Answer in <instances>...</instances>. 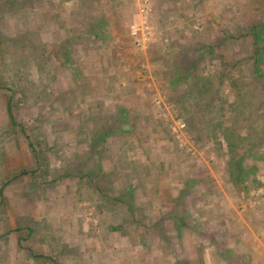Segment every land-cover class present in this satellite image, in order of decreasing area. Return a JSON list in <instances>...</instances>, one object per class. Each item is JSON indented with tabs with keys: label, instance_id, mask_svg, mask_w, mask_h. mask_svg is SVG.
<instances>
[{
	"label": "rangeland",
	"instance_id": "rangeland-1",
	"mask_svg": "<svg viewBox=\"0 0 264 264\" xmlns=\"http://www.w3.org/2000/svg\"><path fill=\"white\" fill-rule=\"evenodd\" d=\"M8 1L0 0V81L6 80L3 86L8 87L12 86L11 81L16 79L17 82H21H18L21 86L18 83L15 86L21 87L30 98L23 100L20 91L12 94L10 113L18 127L17 132L12 131L6 107V99L7 106L9 100L6 97L11 94V91L10 88L9 90L0 88V229H2L0 264H92L93 261L99 263L96 254L90 250L85 252L83 260L81 256H78L71 262L69 259H63L66 254L60 255L59 246L56 244L52 243L58 250L56 254L52 252L55 260L44 255L43 249L47 243L49 245L50 234L53 238L59 239L61 231H57L58 236L55 233H49L52 231L51 225L57 229L62 227V235L66 239L67 234L64 232L67 231L65 233L71 235L77 227L76 224H81L80 220L74 218L70 223L68 216H65L69 212H76L86 227H89L90 223L103 227L104 222L99 221L98 214L101 212L99 208L104 205L101 203L109 201L114 202L111 204V206L114 205L112 223L115 222L116 227L121 230L127 228L131 232L128 234L130 239L129 245L126 244L124 260L119 259L117 255L113 258L112 264H139V241H142L139 237V229L145 226L146 233L149 234L155 222L156 227L161 230L168 228L169 221L166 218L153 219L155 216L151 214L161 212L160 217L168 216V213L173 210L169 202H174L175 209L178 208V211L183 212L186 206L184 199L189 201L191 198L188 197H200L210 192L217 194V191L207 185L212 177L224 181L227 186L218 192L228 196L225 197L228 198L223 208L225 212L230 213V209H235L242 214L249 209L256 211L264 207L261 205L264 203V187H258L252 179H248L246 183L247 187L251 188L234 187L236 185L232 186L228 182V180L234 182L233 176L235 177L236 174L228 168L232 154L224 139L225 129L209 132L202 124L204 121L199 115L185 114L174 96L175 87L170 81L174 73H179L178 69L171 65L173 63L170 59L163 62L155 60L160 50L162 57H167L170 51H174L171 52L172 56L185 65L192 60L189 57L190 54L183 55L182 46L185 45V41L180 37H190L192 29L198 30L200 25L196 22L195 27L190 28L191 22L185 14V8H183L184 15H181L182 10H179V7L182 6H171L170 12H175L174 14L181 18L182 25H176L175 29L170 28V31L160 28L153 21L156 1L130 0L135 16H129L126 21L124 32L127 41L120 47H113L115 59L114 63H111V66L115 64L117 71V76L111 81L113 80L115 85H119L124 90V95L115 97L110 95L112 97L110 98L105 95L98 83L93 84L90 79L85 81L87 89H85L84 112L80 108H70L66 113L63 108H60L62 99L59 92L60 71H53L54 78L48 74L51 71L48 63L60 62V49L56 44L59 42L60 33L52 31L60 25L52 24V20H58L54 18L56 12L53 10L46 16L43 7L47 5L50 8L52 4L50 2L56 0H11L19 5L24 3L17 10L8 6ZM77 1L81 2V0ZM191 2L196 3V6L202 3L206 7L208 13H204V17L208 18V34H212L213 37L214 35L243 36L239 38V41L227 38L221 45L227 51L233 47L239 58L233 60L227 52V58L224 60L202 61V79L212 77L215 85L219 86V89L214 91L210 102L226 111L222 118L214 117L213 119L223 121L222 127L234 125L235 134L243 135V138L247 137L250 129V133H254L255 130L264 131V75L258 76L252 73L236 75L234 71L239 67L251 68L253 59L250 55L254 46L249 43L250 36L252 27L264 23V0H192ZM141 7L147 9V22L151 34L149 40H145L147 42L144 43L139 41L142 37L139 32ZM196 10H191L194 17H196L195 13L200 14L199 11L195 12ZM198 19H192V22ZM210 22L213 24L210 25ZM71 33L74 34L75 29ZM75 42L78 45V57L79 55L86 57L90 54L89 49L100 47L98 43H93L89 39L83 41L78 39ZM152 45L156 47L155 52L151 58L140 61L144 64L139 65V58L143 57ZM258 45L264 53V42ZM35 46H42V50L36 49ZM108 46L111 45L108 44ZM187 47L189 49L186 51L191 52V44ZM157 48H159L158 51ZM64 50L62 47V58L65 56ZM36 54L44 56L46 69L39 70ZM93 54L95 52L91 55ZM106 54L107 52L101 48L96 56L102 57ZM50 58L55 60L50 61ZM234 61L235 64H233ZM79 62L78 59L76 64ZM159 63L163 64L160 68ZM59 66L60 63L56 68L58 69ZM162 67L163 71L160 70ZM197 67L199 69V65ZM259 67L263 72V60ZM98 77L101 76H94L96 79ZM60 78L64 81L62 77ZM178 85L183 87L184 82ZM139 86L148 95L150 92L148 99L157 110L154 117L160 119L162 124L160 129L157 124L151 123V119L148 120L150 131L145 133L151 136V133L155 132L158 137L154 140L139 141V135L143 134L139 128ZM238 87H241V91L245 89L248 95L250 108L246 109L245 113V115L248 113V117H240L241 115L236 117L232 104L237 102ZM128 88L131 91H128ZM68 96L69 99L75 100L79 97V92L76 94L71 92ZM100 100L104 102L101 108H90V105ZM108 103L110 107H107ZM90 110H95L94 113L98 112L103 116L101 121L93 124L91 132L97 128L100 133L104 132L103 130L106 131L108 129L106 118L110 116V123H108L110 131L102 142L95 144V148H86L90 142H96L90 139L82 140L85 138L80 136V131L84 128L81 125V117L85 113L89 115ZM114 113L116 116L113 120L111 116ZM194 118L199 122L202 120L201 124H196L200 127L199 133L188 121ZM51 121L54 123H50ZM56 121H62V123L57 124ZM237 121L238 123H235ZM92 123L93 120L90 119L85 127L91 128ZM181 124L184 126L181 127ZM153 127L158 128L157 131L153 132ZM53 134L59 135V138H53L55 137ZM157 141L159 143L155 144ZM160 144L166 145L165 150H169L170 157L165 155V150L160 149ZM246 144L245 141L237 143L238 154L231 162L236 163L239 160L242 148L246 147ZM158 146L160 147L157 149ZM258 148L259 151H264V142H260ZM142 149L145 153L148 152L149 157L156 162L163 161L165 164L171 163L177 167L174 168L175 170L166 169L164 172L151 171V168L144 169L140 165L145 164L143 161H147V158L139 155ZM174 150H178L179 153H171ZM40 154L41 156H38ZM245 157L243 156L242 159ZM97 163L104 165V171L95 169L94 165ZM80 165L84 171L75 170ZM189 168L191 171L188 170ZM255 175L263 182L264 171ZM189 178L193 182L186 187L184 181ZM196 182L206 184V194H203ZM238 196L242 198L240 201ZM229 197L230 199L234 197L235 202ZM256 227L259 230L258 237L264 245V216L263 221H258ZM70 235L68 240L71 239ZM76 237L74 233L73 238ZM117 238L119 241L116 244H123L122 240L125 237L117 236ZM144 238H146V242L142 241L146 245L144 248L148 249L151 247L152 237L145 235ZM160 238L163 239L164 248L159 254L161 258H166L169 236L165 233ZM87 243L89 245L91 241L87 240ZM120 248L117 246L115 249ZM102 250L100 248L99 251ZM149 262L153 264L156 261ZM156 264L160 263L157 261Z\"/></svg>",
	"mask_w": 264,
	"mask_h": 264
},
{
	"label": "crops",
	"instance_id": "crops-1",
	"mask_svg": "<svg viewBox=\"0 0 264 264\" xmlns=\"http://www.w3.org/2000/svg\"><path fill=\"white\" fill-rule=\"evenodd\" d=\"M155 3V13L153 15V21L163 29H169L174 28L176 25H182L181 18L176 16L175 12H170L171 6H182L179 7V10L181 9V15L184 11H186V16H188L189 21L191 22L190 28L193 26L195 27V23L198 22L200 25V28L198 30L192 29V32L190 37H180L181 40H184V46H182V51L184 56L191 57L192 60L188 64L185 65L178 62V59L173 57V53L170 51L169 55L167 57L163 56L162 54L159 56V58H156L155 60L163 62V60H171L173 64H171L174 68L180 67L182 71V75L187 77L190 74H196L202 77V61L213 59V60H224L226 59L227 52L230 53L231 59H237L239 56L234 52L233 47L231 50L227 51L221 47V45L224 43L225 39L231 38V39H237L239 41V38H243V36L233 37L231 35H227L225 37H218L212 34H208L207 28L209 27L207 25L208 18L204 17V13H208L206 7L203 6L202 3H200L198 6H196V3L191 2L192 0H154ZM48 3V2H46ZM52 3L49 6L44 5L43 11L46 16L50 14L53 10L56 12V15L54 18H57L58 20L53 21L52 24L56 26L57 24L60 25L59 27L53 28L52 31H56L60 33L59 35V42L56 43L60 49V55L59 60L60 62H52L48 63L51 67L49 75H51L54 78V70L60 71V77L63 78L64 81H61V78L59 77V92H60V100L61 106L60 108H63V110L67 113L70 108H80L81 111L84 112V102H85V89L86 82L88 80H92L93 84L98 83L101 86L102 91L105 92V95L110 97H115L116 95L121 96L124 95V90L119 86L115 85V82L111 79L115 78L117 76V71L115 64L111 66V63H114L115 57L113 56V47H120L124 42L127 41V38L125 37L126 34L124 32V26L126 24V21L128 20L129 16H133L134 12L132 11V2L130 0H81L80 3H78L77 0H56L50 2ZM193 4V5H192ZM218 6V5H217ZM183 8L185 10L183 11ZM197 9L195 12L199 11V13H195L196 17H194V13H191V10ZM203 14V15H202ZM184 15V14H183ZM135 16V15H134ZM51 17V16H50ZM196 21L192 22V19H197ZM206 18V19H205ZM187 19V20H188ZM183 22V21H182ZM213 22H210V25H212ZM189 27V26H188ZM75 29V33L72 34L71 31ZM171 31V30H170ZM169 31V34L171 33ZM62 32V33H61ZM63 34V35H62ZM62 35V37H61ZM247 36V35H244ZM176 36L174 35V38ZM254 35L250 36V42L254 46L253 41ZM80 39V41H83L84 39H89L93 43H98L100 47L97 46L95 49H89L88 52H90L89 55L86 57H79L78 55V45L76 44ZM87 41V40H86ZM175 42V41H174ZM108 44L111 46L109 47ZM188 44H191V52H187L186 50L189 49ZM233 44V43H232ZM64 50V57L62 58L61 49ZM251 47V46H250ZM102 49L107 52L106 55L96 56L97 52ZM155 46H150L147 52L144 54L143 57L139 58V65L144 64L140 61L144 60L146 61L149 57L151 58V55L155 52ZM159 48H157L158 51ZM83 50V48H82ZM110 50V51H109ZM255 47H252L251 49V55L250 57L253 59V62L251 63V68H237L234 69L235 74H254V75H264V69L263 72L261 67H259V64L261 61H264V53L261 52L259 56L258 62L256 61L255 54H254ZM80 51V49H79ZM91 55L92 53H94ZM161 52V50H160ZM264 52V51H263ZM75 54V56L73 55ZM171 54V55H170ZM52 56V55H51ZM238 56V57H237ZM53 57V56H52ZM165 57V58H164ZM80 60L79 64L76 62ZM54 61L52 58H50V61ZM178 62V63H177ZM60 63L59 68L57 69V64ZM75 63V64H74ZM236 62L234 61L233 64ZM74 64V66H73ZM199 65V69L198 66ZM159 68L163 66L162 63L158 64ZM54 68V69H53ZM103 68V70H102ZM46 69V66H45ZM179 69V70H180ZM103 72H102V71ZM163 71V67L160 69ZM49 71V70H48ZM97 75H100L101 77H98L97 79L94 78V76L97 77ZM143 75V74H142ZM172 76L174 78H171L170 81L174 83L176 74L174 73ZM81 77V78H79ZM68 78V80H65ZM187 80H184V84L186 85ZM206 81V80H204ZM216 83L210 87V90L215 92L219 89V86L215 85ZM205 85H208L207 83ZM204 85V87H205ZM176 87V86H175ZM201 88L202 90L204 89ZM96 88V86H95ZM142 87L139 86V128L141 129L142 135H139V141L143 140H154L158 137V135H155L154 131H157L158 128L153 127V132L151 133V136L148 135L150 129H148V120L151 119V123L157 124V126L161 129L162 125L160 122V119H156L154 117L157 113V110L155 109V106L149 101L148 96H150L146 91L141 89ZM183 88L188 89L189 86L186 85ZM128 91H131V89H127ZM209 90V89H207ZM264 90V88H263ZM63 91V92H62ZM245 92L246 90L243 89ZM248 91V89H247ZM78 93L79 97L75 98V100L69 99V93ZM68 94V95H66ZM110 97V98H112ZM201 103L206 104V106L209 107V110L206 112V117L210 116L212 118H218L221 117L226 113V111H223L219 109L220 107L218 105H214L210 102V100L207 99L206 94L202 96ZM189 99V98H187ZM264 99V98H263ZM71 100V101H70ZM249 98L247 97L246 101L243 103H240L237 105L232 104L234 106V109L241 108L242 112H236V117L240 116H247L245 115L246 109L250 108L249 105ZM209 101V104H208ZM264 101V100H263ZM104 105V102L100 100V102L93 103L90 105V108H101ZM231 105V106H232ZM107 107H110L109 103ZM90 114H83L81 117V125L84 127L80 131L81 138H85L82 140H91L96 143L88 144L87 147L95 148V144L98 142H102L106 134L100 133L99 128L96 130L94 129L92 132L93 124L98 123V121L103 119V116L99 115V113H94L95 110H90ZM116 112V111H115ZM123 112V111H122ZM156 112V113H155ZM93 114V115H92ZM255 115V114H254ZM116 114H112L111 118L114 120ZM92 119V127H85L87 123H89V120ZM107 122L110 123V116H107ZM215 119V121H216ZM247 119V118H246ZM94 120H96L94 122ZM58 123H62V121H56ZM50 123H54L51 121ZM60 123V124H61ZM107 123V134L110 131V126ZM235 123H238L235 122ZM152 128V127H151ZM112 129V126H111ZM264 130V129H263ZM105 131V130H103ZM255 130L254 133H250V131L247 134V137L243 138V135L235 134L234 137H230L227 139L225 136L224 139L227 141L229 145V151L232 154V157L229 159L228 168L231 172H234L236 176H233L234 182L228 180L230 185H236L234 187L239 188H251L250 186L247 187L248 179H252L255 181L258 185V187H264V180L263 182L260 181L258 177H256V173L263 172L264 171V151H259V141L264 142V131ZM102 132V131H101ZM61 134V133H58ZM101 134V136H100ZM55 135V139L59 138V135ZM155 135V137H154ZM62 137V136H61ZM160 141V140H159ZM246 142V147L242 148V155L239 156V160L236 163L231 162L238 154V146L237 143L239 142ZM256 141H258L256 143ZM230 142V143H229ZM57 143V142H56ZM159 142L157 141L158 144ZM256 143V144H255ZM94 145V147H92ZM161 148L165 150L166 145L160 144ZM158 146L157 149L160 147ZM81 147V146H80ZM82 148V147H81ZM258 148V149H257ZM241 149L239 148V151ZM154 152V150H152ZM151 152V153H152ZM162 152V150H161ZM179 153V151L174 150L171 151V153ZM92 153V152H91ZM142 153V155H141ZM165 155H168L170 157L169 150H165ZM153 154V153H152ZM160 154V150H159ZM88 155V154H87ZM86 155V157H87ZM140 156L142 158H147V161H143L145 164L140 165L144 167V169L151 168V171H157V172H164L166 169L168 170H175L177 166L173 164H165L163 161L156 162L152 158L149 157V153L145 150L140 151ZM156 155V153H154ZM96 157V155H93ZM243 156H246L244 159H242ZM156 162V163H155ZM225 162V160H224ZM99 164V163H97ZM93 164L95 169L99 171H104V165L99 164ZM165 164V165H164ZM174 166V167H172ZM99 167V168H98ZM75 170H83L84 168L80 165ZM191 171V169H188ZM194 170V168H192ZM227 170V169H226ZM253 175H250L252 174ZM233 175V173H232ZM251 176V177H250ZM191 179H187L184 181V186L188 187L191 185L190 183L193 182ZM198 185V188L201 189L203 194L207 193V187L206 184H201L196 182ZM208 187L214 189L217 191V194L209 193L208 195H201L200 197H188L191 198L189 201L187 199L185 200L186 206L185 211L180 212L178 211V208L175 209V203L169 202L172 207V211L168 213V216L162 215L160 217V213H152L151 215L155 216L154 218H158L160 220L167 219L169 221L168 228L166 230L160 229L159 227H156L155 224H153V227L150 228V233H146V227L143 226V228L139 229V237L143 242H146L145 235H149L152 237L151 247L144 248L146 245L139 241V264H150V260L158 261L160 264H264V245L262 244L261 240L258 237L259 230L256 227L258 221H263L264 216V207L262 209L258 208L255 210L249 209L245 213L240 214L235 209H230V213L224 211V205L227 203L228 196H223L224 194H218L220 189H225V182L222 180H219L218 178L212 177L211 182L207 184ZM161 186V185H160ZM159 186V187H160ZM200 186V187H199ZM213 190V191H214ZM212 191V190H211ZM201 192V193H202ZM210 196V197H208ZM187 198V197H185ZM209 198V199H208ZM230 199V197H229ZM242 198L238 196V201H240ZM231 201L234 200V197L230 199ZM100 204V202H98ZM104 204L103 207L99 208L101 209V212L98 214L99 221L101 223L104 222L103 227H98L90 223L89 227H86L85 224L82 223V218H79L77 213L72 211L67 213L65 216H68V219L71 220H80V225L76 224V229H74L75 236H77L75 239L73 238L74 233L70 235V233L67 234L66 239L62 235V227L60 229L55 228L51 225L50 228H52V231L49 233H55L56 236H58L57 231H61L59 235V239L57 237L53 238V235H49V245L48 243L45 245L43 249L44 255L49 256L50 259L55 260L56 258L53 257L52 252L55 254L58 253L56 250V247L52 245L56 244L59 246V253L66 254V256H63V259H69L72 262V259L78 256L82 257V260L84 259V254L88 250L93 252V254H96V259L99 261L100 264H112L113 258L118 255L119 259L124 260L125 253H126V244L129 245V237L128 234H130V230L127 228H124L121 230L119 227H116L115 222L112 223V209L113 206L111 204H114V202H107V203H101ZM190 205V206H189ZM228 205V204H227ZM261 205H264V203H261ZM260 210L259 212H257ZM74 218V219H73ZM79 218V219H78ZM52 219V218H51ZM64 219V218H62ZM73 225V224H72ZM114 225V226H113ZM50 226V225H49ZM49 228V230H50ZM140 228V227H139ZM57 229V230H56ZM2 229H0V234ZM122 232V233H121ZM124 232V233H123ZM169 236L168 238V254L167 257L161 258L159 253H162L163 247V239L160 238L165 233ZM163 233V234H162ZM69 235L71 236V239H69ZM73 235V236H72ZM161 235V236H160ZM125 237L122 242L123 244L117 245L118 238ZM157 238V241H156ZM173 238V239H172ZM162 239V240H161ZM74 240V241H73ZM88 241H91V243H87ZM86 242V243H85ZM121 247L120 249H115L116 247ZM143 247V248H142ZM100 248L103 250L100 252ZM147 251V253H145ZM150 251V252H149ZM100 253V254H99ZM122 253V255H121ZM163 255V254H162ZM159 257V258H158ZM48 259V260H50ZM150 259V260H149ZM165 260V261H164ZM156 262H153V264H156ZM95 261L92 262V264H99ZM78 264V263H77ZM82 264V263H81ZM90 264V263H88Z\"/></svg>",
	"mask_w": 264,
	"mask_h": 264
},
{
	"label": "trees",
	"instance_id": "trees-1",
	"mask_svg": "<svg viewBox=\"0 0 264 264\" xmlns=\"http://www.w3.org/2000/svg\"><path fill=\"white\" fill-rule=\"evenodd\" d=\"M7 5L10 7H13L14 10H17L20 7H22L24 5V3H23V5H21V4L19 5V3L12 2L11 0H9ZM16 7H18V8H16ZM251 34L254 35V38H253L254 47H255L254 54H255L256 61L258 62V60L260 59L259 56L262 52V50H260L261 47L258 45V43L264 42V23L261 25H256V26L252 27ZM35 47L38 50H42V46H35ZM159 55L160 54H157V57ZM35 58L37 59V66H38L39 70L44 69L45 68L44 64L46 66L44 56L42 54H39V55L36 54ZM176 68L178 69L179 73L176 74L175 80H174V83H172V86L173 87L176 86L174 88V96H175L177 102L180 103V105H181L180 109H182L185 114H190V115L197 114V115H199L204 121V122H202V120L200 119L202 124L207 128V130L209 132H213L214 130L218 131V130L225 129L224 135L227 137V139L230 137H234V135H235L234 134L235 133L234 128H233L234 125H228L229 127H227V126L222 127L223 121L213 122L215 119H213L210 116L206 117V114H207L206 112L209 110V107L206 106V104L201 103V100L203 99L202 96H204L205 94H206L208 100H211V98L214 96L215 90H213V91L210 90V87L215 82L214 78L205 77V79L204 78L202 79V77H200L199 75H196V74H190L187 77H185L182 75V71H181L180 67H176ZM36 70H37V67H36ZM172 78H174V76ZM184 80H187L185 82H187L186 85L189 86L188 89L183 88L184 86H186L185 84L183 87L178 85L179 83L184 82ZM204 80H206V81H204ZM4 82L6 84V80L0 81V88H5L7 90H9V88H10V91H11L10 92L11 94L8 95V97H6L9 99L8 100V106H7V99H6V107L8 109V119L10 120V124H11L10 130L17 132L18 127L15 124V121H14L15 118L10 113V108L12 105L11 101H13L12 94H14L16 91H18V92L20 91V93L22 94L23 100L27 99V97L28 98H30V97L27 96L28 94L25 91H22L23 89L21 87H19V86H21L19 84L21 82L18 81L19 82L18 83L16 81V79L11 81L12 86L9 85L8 87H5V86H3ZM16 83H18L19 86H15ZM206 83L208 85H205ZM204 85H205V87H204ZM203 87H204V89L202 90L201 88H203ZM207 89H209V90H207ZM240 89H241V87H238V94H237V98H236L237 105L246 101V99L248 97L247 93L245 92L246 93L245 94L244 91H241ZM187 98H189V99H187ZM208 104H209V101H208ZM241 110H242L241 108L235 109L236 112H239V111L242 112ZM36 119H37V117H36ZM188 121L190 124L194 125V130L199 133L200 127L196 124H201V122L196 121L195 118L190 119ZM250 131H251V129H250ZM102 133L107 134V131H104ZM35 138H38V136H35ZM35 140H38V139H35ZM257 142L258 141H256V143ZM259 142H261V140ZM38 156H41V154Z\"/></svg>",
	"mask_w": 264,
	"mask_h": 264
},
{
	"label": "built area",
	"instance_id": "built-area-1",
	"mask_svg": "<svg viewBox=\"0 0 264 264\" xmlns=\"http://www.w3.org/2000/svg\"><path fill=\"white\" fill-rule=\"evenodd\" d=\"M140 16H141V20L139 22V32L141 33L142 37L141 39H139V41L144 43V42H147L145 40H149V38L151 37L148 22H147L148 14H147V9H145V7H141ZM180 126L183 127L184 124H181Z\"/></svg>",
	"mask_w": 264,
	"mask_h": 264
}]
</instances>
